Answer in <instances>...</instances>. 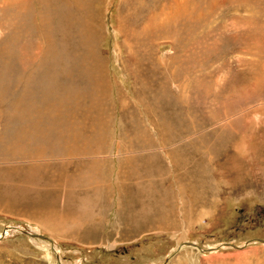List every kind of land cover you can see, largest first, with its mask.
Masks as SVG:
<instances>
[{
	"label": "rangeland",
	"instance_id": "374dc122",
	"mask_svg": "<svg viewBox=\"0 0 264 264\" xmlns=\"http://www.w3.org/2000/svg\"><path fill=\"white\" fill-rule=\"evenodd\" d=\"M0 114L39 125L42 177L49 140L95 131L120 176L151 127L166 187L101 239L0 192V264H264V0H0Z\"/></svg>",
	"mask_w": 264,
	"mask_h": 264
},
{
	"label": "crops",
	"instance_id": "0c3cea01",
	"mask_svg": "<svg viewBox=\"0 0 264 264\" xmlns=\"http://www.w3.org/2000/svg\"><path fill=\"white\" fill-rule=\"evenodd\" d=\"M132 114H139L136 120L148 122L147 113ZM0 116V120L6 121L5 125L0 121V130L6 133L5 140L0 134V192L3 199L15 207L21 206L23 210L44 207L47 223L58 228L56 230L73 234V238L83 234L101 239L112 211L114 218L119 216L134 220L150 215L152 210L159 208L160 192L164 199L166 187L164 178L160 177L161 172L164 174V164L162 166L157 159L160 156L159 133L155 130L150 133L151 127L148 130L144 128L145 133L139 131L143 136L139 137L140 141L137 139L138 143L135 142L143 146L137 151L142 152L138 164L130 163L128 167H122L120 176L116 174L117 162H112L109 157L103 159L98 151L94 143L95 131L86 141L78 138L76 142L73 136L67 137L60 150H55L49 140L47 148L40 151L46 153L45 175L42 177V165L32 163L39 151L28 146V135L25 137L19 133L20 130L37 131L39 125L26 124L28 117L21 115L19 118V114ZM141 125H138L139 130L143 129ZM50 127L53 124L44 128ZM128 131L126 126L121 136L129 139L133 133L129 134ZM127 142H121L122 153L133 148L132 142L129 141V147ZM115 150L118 151V145H115ZM54 153H60V156L54 157ZM185 164L186 168L191 167L190 163ZM42 184L45 185L44 200L39 187Z\"/></svg>",
	"mask_w": 264,
	"mask_h": 264
},
{
	"label": "water",
	"instance_id": "95a60500",
	"mask_svg": "<svg viewBox=\"0 0 264 264\" xmlns=\"http://www.w3.org/2000/svg\"><path fill=\"white\" fill-rule=\"evenodd\" d=\"M193 245V244H192Z\"/></svg>",
	"mask_w": 264,
	"mask_h": 264
}]
</instances>
